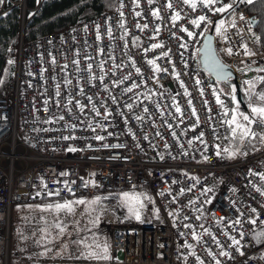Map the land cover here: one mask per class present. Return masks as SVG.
Here are the masks:
<instances>
[{"label": "built area", "instance_id": "built-area-1", "mask_svg": "<svg viewBox=\"0 0 264 264\" xmlns=\"http://www.w3.org/2000/svg\"><path fill=\"white\" fill-rule=\"evenodd\" d=\"M168 2L154 0L149 5L147 0H139V7H134L133 0H115L111 10L77 21L62 30L30 41H26L21 34L16 55L14 59H9L14 65L12 76L7 77L0 91V264H9L14 204L36 203L52 198L72 200L105 190L132 189L133 185L147 190L155 208L159 210L158 216L148 222H140L134 218L125 219L126 215L112 214L113 208H109L112 210L101 218L104 224H108L110 231L112 259L108 264H197V256L204 264H216V260L220 264H264V237L258 238V234L264 232V223H260L264 220V196L256 191L257 188L264 190V181L258 175L249 174V169L264 173V146L256 148L258 150L251 149L238 159L228 158L223 152L220 156L215 154V145L219 144L223 149L230 144L223 139L227 135L226 126L219 125L222 117L218 114L221 109L210 88V85H216L210 75L203 71L198 60L197 49L203 37L199 33L205 31V22L199 28L189 23L199 15H206L213 21L207 25V31L212 33L215 54L233 71L240 87L252 72H240L239 68L252 64V61L257 62L252 67L264 65L262 39L259 43L254 40L253 33L259 35L254 24L252 32L248 30V20L256 17L250 14V5L246 3L237 4L233 16L230 12L214 14L202 6L192 11L179 0H171L173 9H168ZM121 3L123 8L120 7ZM222 3L229 1L222 0ZM153 8L160 10L161 18L151 15ZM173 10L179 11L182 17L176 21L175 27L171 20ZM120 11L124 13L123 18ZM136 12H141V16H136ZM241 13L245 20L239 19ZM121 19L128 30V35L123 39H120L123 36V29L119 27ZM220 19L226 22L236 20L235 28L225 24L230 38L227 42L215 31V22ZM137 23H147L149 27L140 31L136 27ZM97 24L101 26L99 41L96 39ZM85 25L88 26L87 31L84 30ZM157 25L160 27L158 36L154 32ZM109 26L115 39H109L106 35ZM181 27L192 31L193 37L189 38L187 33L181 31ZM133 37L139 38L136 42L138 46H133ZM125 42L127 48L124 47ZM156 43L163 47L144 51ZM181 43L187 47L181 48ZM241 44H247L255 55L245 56ZM229 47L233 49L231 55L225 51ZM100 48L104 49L103 54L99 53ZM109 52L116 57V63L123 60L125 67L114 70L115 76L109 72L105 77L109 87L106 93L99 80L88 82L89 72L84 69L88 63H92V73L99 76L102 74L98 67L101 61H105V71L111 69L112 61L107 56ZM163 52H169V56H161ZM124 53L131 54L142 75H137L135 68L128 66ZM85 56H91L92 59L86 61ZM52 57H55V64L52 63ZM154 58H158L156 63L161 69L168 71L154 74L152 66L147 63V60ZM77 59L80 61V72L72 64ZM65 64L68 67L62 72L61 66ZM173 67L179 73V79L173 75ZM41 69H44L43 75ZM129 72L132 73L131 80L112 87L113 80ZM6 74L7 70L3 77ZM65 76L72 81L67 88L63 84ZM196 79L202 81L201 85L195 84ZM78 80L85 95L75 96V99L87 105L86 97L93 95L100 116L91 110V105H87L84 113L72 105L71 114L62 106L70 93L79 92L76 87ZM133 81L140 86L132 92L121 94L124 88L131 87ZM181 81L190 96L184 95ZM57 84H60V97L55 96ZM200 88L204 89L203 96L200 95ZM95 93H99V96L96 97ZM109 93L116 96L117 103L109 99ZM173 97L182 109L183 123H180L181 117L175 113ZM189 99L200 120V125L195 129L191 128L196 117L190 115ZM45 100L49 101L48 111L44 110ZM56 100L60 101V106L55 103ZM205 100L208 101L207 106L203 103ZM101 102L111 112L106 120ZM126 104H133V108L129 110ZM157 105L160 106L159 110ZM145 107L148 108L147 113L144 112ZM170 112L172 116L168 115ZM60 115L65 119L44 123ZM136 116H142L143 120H136ZM209 116L212 117L211 122H208ZM165 121L174 126L179 143L172 137ZM66 123L77 126L75 129L66 128ZM177 124L179 128H175ZM213 124L217 126L221 139L213 136ZM128 129H131L135 139ZM156 131H160L163 138L156 136ZM182 132L185 134L181 135ZM201 132L205 134L207 150L197 140H193L191 147L187 143ZM145 134L148 139H144ZM64 136H74L75 139L64 140ZM96 136H103L104 139L97 140ZM165 143L169 145L168 148H165ZM70 147L77 151H68ZM65 172L67 175H61ZM65 181L75 195L67 191ZM85 181H94L96 186L89 184L85 187ZM181 188L192 190L177 196ZM204 189L211 191L202 195ZM56 190L60 191L59 196L48 195V192ZM38 192L39 196L36 195ZM160 192H164V195H159ZM173 196H176L175 202ZM208 199L212 202L204 204ZM189 201H195V204L189 205ZM201 205L204 209L202 213L197 211ZM250 208H256L259 216L251 213ZM237 209L246 215L240 216ZM170 212L173 215H169ZM220 217L224 219L220 220ZM238 217L242 223L233 224ZM250 217L256 218L257 222L250 223ZM185 224L191 227L186 228ZM205 228L209 233L204 232ZM193 232L200 237L199 241L193 239ZM241 232L245 234L243 238ZM212 236L220 242L219 247L213 242ZM229 236L240 240L239 252L235 246L229 247ZM185 244L192 245V248L184 247ZM221 250L229 255L220 256ZM209 251L213 255H209ZM190 252L195 255H190Z\"/></svg>", "mask_w": 264, "mask_h": 264}, {"label": "snow or ice", "instance_id": "snow-or-ice-1", "mask_svg": "<svg viewBox=\"0 0 264 264\" xmlns=\"http://www.w3.org/2000/svg\"><path fill=\"white\" fill-rule=\"evenodd\" d=\"M4 0H0V3H3ZM148 4L151 5L153 4L154 0H147ZM180 3L188 5L192 11H196V9L198 7H203L205 9H208V11L215 13H231L233 16L235 15V6L237 4L240 3H246V4H253L254 0H230L229 3H222V0H179ZM133 4L134 7H139V0H133ZM217 5H220L219 7H217ZM123 3H121L120 7L123 8ZM166 7L168 9H173V4L171 3V0H169V2L167 3ZM119 11V9H118ZM136 16H141V12H136L135 13ZM151 15L157 19L161 18V14H160V10L158 8H153ZM120 16L123 18L124 13L122 11H120ZM181 15L179 11H175L173 10V13L171 15V20L173 22V26L175 27L176 21H179L181 19ZM239 19L240 20H245L244 15L241 13L239 15ZM204 23V27H205V31L199 33V35L201 36H206V31H207V25L208 24H212L213 21L210 20L206 15H199L197 16L195 19H192L189 21V23L197 28H199L201 26V23ZM228 23L229 27L235 28L236 27V20L233 19L230 22H226L224 19H220L219 21L215 22V31L216 34L218 36H220L224 41H229V36L227 35V28L225 27V24ZM256 21L254 19H249L248 20V24H249V32H252V25L255 24ZM100 25L97 24L96 25V39L99 41L101 40V33H100ZM119 27L121 29H123V36L120 37V39H123L124 36L128 35V30L127 28H125L124 25V21L123 19H121V21L119 22ZM136 27L140 30V31H144L145 29H147L149 27V25L147 23L141 25L140 23L136 24ZM84 30L87 31L88 30V26L85 25L84 26ZM75 31V30H73ZM181 31L187 33V36L189 38L193 37L194 33L192 31H189L188 28L186 27H181ZM155 35H159L160 32V27L159 25L156 26V28L154 29ZM106 35L109 37V39H115V37L113 36V30L112 27L109 26L107 28V33ZM237 35H239V33H237ZM173 36H175V33H173ZM253 37L254 40L259 43L261 41V36L256 35L255 33H253ZM154 38V37H153ZM133 46H138V44L136 43L138 41V37H133ZM211 38L210 37H206V46L205 48L202 49H197V53H203V60H204V64L206 68L211 69V72L215 75L216 77V81L217 84L223 82L225 84H227L229 82V80L231 79L232 73L227 69V65L222 64L215 56L214 52L211 50ZM124 47L127 48L128 44L127 42H125ZM163 47L162 44L156 43V44H152L150 48H146L144 49L145 52L150 51L151 49L154 48H160ZM181 48H186L187 45L185 43H181L180 44ZM241 48H243V54L245 56L251 57L253 55H255L254 52H252L249 48L247 44H241L240 45ZM99 53L103 54L104 53V49L100 48ZM225 51H227V53L229 55L232 54L233 49L231 47L227 48ZM77 55H79V52H77ZM125 56H127V60L129 62L130 67L135 68V73L137 75H142L141 74V69L139 67H136V61L133 59V57L131 56V54L129 53H124ZM182 55V54H181ZM108 56V60L112 61V68L109 69L108 71L104 70V64L105 61H101L98 64V67L100 69V72L102 73L101 75L97 76L95 74L92 73V68L93 65L92 63H88L87 64V68L84 69V71L89 72V76H88V82L91 83L93 80H99L100 82V86H102L104 92L108 93L109 92V87L108 84L105 83V77L109 74V72L112 73L113 76H115V71L114 70H118V69H122L125 67L124 61L121 60L120 63H116V57L112 55L111 52L107 53ZM161 56L163 57H168L169 56V52H163L161 53ZM84 59L87 60H91L92 57L91 56H85ZM156 59L158 58H154V59H149L147 60V63L149 65L152 66V71L153 73H157V72H167L168 69H161L160 66L156 63ZM9 64H12L13 61L9 60L8 61ZM52 63L55 64L56 60L55 57H52ZM243 63V62H242ZM256 61H252V64H245L244 67L239 68L238 71L240 72H256V73H264V65L258 66V67H252V65L256 64ZM72 64L76 66V71L80 72L81 68H80V61L77 60H73ZM68 65H62L61 66V71L64 72L67 69ZM44 69H41V75H43ZM29 75H31V73H29ZM173 75L175 76L176 79H179V73L175 72V68L173 67ZM132 78V73H128L127 75H124L122 78H117L115 80L112 81V87L115 88L120 84H123L124 81H129ZM53 79H55V77H53ZM3 81L0 80V83H2ZM143 82V81H142ZM202 81L199 79L195 80V84L197 86L201 85ZM63 84L65 86V88L68 87V85L72 84V81L70 79L67 78V76H65V79L63 81ZM181 87L184 88V95L185 96H190V93L188 92L187 88L184 87L183 81L180 82ZM243 85L244 87V92H245V96H247L248 99V103H247V108L249 109L248 112L245 111H241L240 110V104L241 101H239L237 99V88L236 85H232L231 86V90L229 92H225V90L223 88H218L216 86H212L210 85L211 91H212V95L215 97V102L217 105H219L220 109H221V113L218 114V116L222 117L221 119H219V125L220 126H226L225 131L227 132L226 136H223V139L227 140L229 142L230 145H234V147H225L223 149H221V146L219 144L215 145L217 151H216V155L220 156L221 153L223 152L224 155H226L228 158H234L237 154L240 155H247L248 153L246 151L243 150V147L241 146H248V145H252V150H258L255 148V145L253 144V141H257L264 146V90H258L257 89V85H264V75H257L251 79H246L243 81ZM31 86V85H29ZM140 85H138L136 82H132L131 83V87H126L122 90L123 94L124 92H132L133 89L138 88ZM76 87L79 88V92L76 93H70L69 94V98L68 100L62 105L66 111L71 114L73 112V107L72 105H74V107L76 109H79V111L81 113L85 112V108L87 107V105H91V110L93 112L96 113L97 116L101 115V112L99 110V108H97L96 103H94V96L93 95H89L86 97L87 99V105L86 104H82L81 101L79 99H75V96H84L85 95V91L83 87H80V83L79 80L77 81V85ZM93 87H96V85H93ZM200 95L203 96L204 95V89L200 88ZM96 97L99 96V93H95L94 94ZM139 95V94H137ZM153 95H155V93H153ZM221 95H225L227 97H230V101L231 104L233 105V107H229L225 104V101L221 99ZM55 96L56 97H60L61 96V91H60V84L56 85V91H55ZM149 98V97H146ZM253 98L255 99V103H253ZM109 99L112 100V102L115 104L117 103V99L116 96L111 95L109 93ZM173 101V106L175 107V113L178 114L181 119H180V123H183V112L182 109L179 105V103L176 102L175 97L172 98ZM99 102V101H97ZM55 103L60 106V101L56 100ZM204 105L207 106L208 105V101L205 100ZM48 104L49 101L45 100L44 101V105H45V111H48ZM101 107L104 108V112H103V117L106 120L110 115L111 112L108 111L106 105L104 103L101 102ZM125 107H127L129 110H131L133 108V104H126ZM157 109L159 110L160 106L157 105L156 106ZM188 107L191 109L190 115L191 116H195L196 117V121L195 123H193L191 125L192 129L197 128L200 125V120H199V116L196 112V109L192 106V100L189 99L188 100ZM209 112H211V109H208ZM144 112L147 113L148 112V108L145 107L144 108ZM121 115H123V113H121ZM161 115H163V112H161ZM168 115L172 116L173 114L170 112L168 113ZM173 118L175 119V116H173ZM55 119L58 120H64L65 117L63 115H60L58 117L55 118H50L46 121H44V123H52L54 122ZM136 120L140 121L143 120L142 116H136L135 117ZM212 121V117L209 116L208 117V122ZM125 123H127V120H125ZM167 128L169 130H171V135L174 139L177 140V143H179V138L177 136V133L174 129V126L170 123H167V121H165ZM77 125L76 124H72V123H66L65 127L66 128H72L75 129ZM179 124L175 125V128H179ZM89 127H91V122H89ZM153 127H155V125L153 124ZM256 129H260V131H257ZM45 131H47V129H45ZM129 133H131V129H128ZM212 133L213 136L216 139H221V135L218 132V128L215 124H213L212 126ZM185 133H181V135H184ZM109 135H111V133H109ZM133 135V138L135 139V135ZM156 136H160L162 137V133L160 131H156L155 133ZM204 132H201L199 134V136H195L193 137V139H190L187 141L188 145L191 147L193 144V140H197L199 141L200 144H202L205 148V150L208 149V144L205 142L204 140ZM62 139L64 140H68V139H75L74 136H64L62 137ZM95 139L97 140H103L104 137L103 136H96ZM144 139H148L147 134H145ZM165 148H168L169 145L167 143H165ZM114 147H120V145H114ZM137 147H139V145H137ZM181 147H183V145H181ZM68 151H77V149L75 148H68ZM185 155H187V152L184 153ZM163 158V157H161ZM175 158V157H174ZM205 160L208 159V157H204ZM249 174L250 175H258L260 177V179L262 181H264V173H256L253 172L251 169H249ZM61 175H67V173H62ZM193 179H195L193 177ZM198 182V181H197ZM65 188L67 189V191L69 193H72L73 195H75V193L73 192V189L68 185V182L65 181ZM72 183H75L74 181ZM173 183H176L175 181H173ZM89 184H91L93 187H95V182L94 181H85L84 182V186L88 187ZM193 187H195V185H193ZM192 189H183L181 188L179 190V192L177 193L178 195H183L185 193V191H191ZM169 192V194H171L170 190H167ZM211 191V189H204V192H202L201 194L203 195L206 192ZM232 191H235V189H233ZM257 192L260 193L261 196H264V190H262L261 188H257L256 189ZM159 195L163 196L164 192H160L158 193ZM37 196L40 195V193L38 192L36 194ZM49 196H59L60 195V191L56 190L55 192H48ZM110 196H113L114 198L118 199L119 207H123L127 210V215L125 217V219H130V218H135L136 220H140L141 219V212L142 210L146 207V202L148 203H152L154 204V201L152 200V198L146 193V192H139L136 191V186L133 185L132 186V190L130 191H122L118 194H111ZM109 197H101V196H96L94 198H92L91 200H86L83 198H79V199H74V200H64L62 203L61 202H57L55 204H48V205H37V209L41 212H46V211H52L55 213H63L65 215H73L75 213L76 210V206L79 205H83L85 206V213L91 214L93 212L97 213L90 221L89 224L92 225L93 228L97 227L100 223V219H101V214L106 212L107 209L103 206V201L104 200H108ZM176 200V196H173V202H175ZM212 201L211 199L205 200L204 204H210ZM195 204V201H189V205ZM31 207V206H30ZM203 205H201V208L197 209L198 212H203ZM237 211L240 213V216H244L246 215L245 212L241 211L240 209H237ZM249 211L251 213H256L257 216H259V213H257V209L256 208H250ZM153 212L157 213L159 212L158 209L153 208ZM84 213H82L83 215ZM169 215H173V213H169ZM41 219H43V217H41ZM197 219H200V216H197ZM220 220H223L224 217H220ZM219 222V221H217ZM249 222L252 224H255L256 218H249ZM76 223L78 224L79 222L76 221ZM233 224L239 225L242 223L241 219L238 217L236 218L233 222ZM260 223H264V220H261ZM54 227L56 229H58V233L57 235H63L65 233L66 230V225L62 224L59 220H57L54 224ZM184 227L186 228H190L191 225L185 224ZM203 227V226H201ZM76 234L77 236H79V232L80 230L77 228L76 230ZM88 231H91V229H88ZM41 232H46V229H41ZM205 233H209L208 229H204ZM226 236L228 235L227 232L224 233ZM244 233L241 232L240 236L241 238L244 237ZM193 239L199 241L200 237L193 232L192 233ZM92 237H93V245H89L85 239H77L75 241H73V243L82 245L84 247V249H86V251H82L80 253V257H83L85 259L88 260H96V261H108L110 259H112V257L109 254V245L107 243L104 244H100L96 241V234L93 232L92 233ZM259 237H264V232H261L258 234V238ZM43 239H46V237H42ZM229 239L231 240V245H229V247H236V251H240L239 249V244H240V240L236 239L235 237L229 236ZM212 240L213 242H215L217 244V246H220V242L216 239L215 236H212ZM39 243V241H38ZM65 249H67V245L64 246ZM184 247H187L189 249L192 248V245H188L185 244ZM45 253H41V255H44ZM59 254V253H58ZM209 255H213L211 251H209L208 253ZM190 255H195L194 252H190ZM220 256H228L229 253L221 250L219 252ZM241 255H243V253H241ZM77 257V258H80ZM213 259H215V257L213 256ZM197 260V264H204V262L200 259V257H196ZM216 264H220L219 260H216Z\"/></svg>", "mask_w": 264, "mask_h": 264}, {"label": "rangeland", "instance_id": "rangeland-1", "mask_svg": "<svg viewBox=\"0 0 264 264\" xmlns=\"http://www.w3.org/2000/svg\"><path fill=\"white\" fill-rule=\"evenodd\" d=\"M4 6L7 7V0L4 2ZM32 13L33 9H26L25 18H29ZM6 70L7 74L2 78L3 82L0 83V91L4 88L5 81L7 77H9V71L8 69H5V71ZM257 75H264V73H256L253 71L252 75L245 78V80L251 79ZM218 87L223 88L225 92H229L226 87L220 84H218ZM244 87V85L240 86V93L243 101V103L240 104V110L248 112L249 109L247 108V103L249 98L245 96ZM257 89L264 90V85H257ZM223 96L224 97L222 100H226L227 96ZM255 102L256 101L253 98V103ZM230 147H234V145H231ZM130 190L132 189L105 190L102 192H97L93 195L77 197L74 199L83 198L86 200H91L96 196L109 197L108 200L103 201V206H108V208H106V212L102 213L103 215L101 218L106 217V213H109L112 210L109 208H113L112 214L115 213L116 215L121 216L127 215V210L123 207H119L118 199L110 196V193L118 194L122 191ZM136 191L146 192L148 194L145 188H136ZM57 202L62 203L63 200L52 198L36 203L13 205L9 237V264H45L44 262H56L57 264H64L65 262L72 261H89L88 263L92 264H108L109 260L96 261L80 257V253L82 251H86V249H84L82 245L73 243V241L77 239H85L89 245H93L92 233L94 232L96 234V241L98 243H107L109 245V254L112 256L110 250V231L108 224H104L103 220L100 219L99 225L93 228L92 225L89 224V221L97 213H85V206L83 205L76 206V210L73 215H65L63 213H55L52 211L41 212L36 207L37 205L43 206L50 203L55 204ZM153 208H155L154 204L146 202V207L141 212V219L137 221L148 222L152 218L157 217L158 214L153 212ZM82 213L84 214L82 215ZM41 217H43V219H41ZM57 220L67 226L63 235H57L58 229L54 227V224ZM76 221L79 223L77 224ZM77 228L80 230L79 236H77L75 231ZM41 229H46V232H41ZM88 229H91V231H88ZM42 237H46V239H43ZM65 245H67V249H65ZM41 253L45 254L41 255Z\"/></svg>", "mask_w": 264, "mask_h": 264}, {"label": "trees", "instance_id": "trees-1", "mask_svg": "<svg viewBox=\"0 0 264 264\" xmlns=\"http://www.w3.org/2000/svg\"><path fill=\"white\" fill-rule=\"evenodd\" d=\"M21 1L7 0V7L4 6V2L0 3V80L5 69H8L9 77L12 76L14 65L9 64L8 61L10 58L14 59L16 55L21 34L26 41H30L62 30L77 21L107 12L115 6V0H25L23 14ZM26 9H33L29 18H25ZM249 12L258 20L255 29L261 36L264 46V0H257L251 4ZM214 83L218 87L217 82ZM219 84L231 90L230 86ZM223 97L221 95V99ZM224 101L227 106L233 107L230 97ZM256 130L260 131V129ZM253 143L255 148L262 146L258 140ZM251 147L252 145L243 146L248 152Z\"/></svg>", "mask_w": 264, "mask_h": 264}, {"label": "water", "instance_id": "water-1", "mask_svg": "<svg viewBox=\"0 0 264 264\" xmlns=\"http://www.w3.org/2000/svg\"><path fill=\"white\" fill-rule=\"evenodd\" d=\"M21 3H22V13L24 14V11H25V0H22ZM252 19H254V20L256 21V23L254 24V25L256 26V24H257V22H258L257 18H252ZM206 37H210V38H211V45H210V47H211V50H212V51L214 52V54H215V49H214V45H213V36H212L211 31H207V32H206V36H203V37H202V39H201V43H200V46H199L198 49L205 48V46H206ZM215 56H216V54H215ZM216 58L218 59L217 56H216ZM198 60H199V62H200V65H201V68L203 69V71H205L207 74H209V75H210V78H211L213 81H216V77H215V75L211 72V69L205 67L204 60H203V53H202V52L198 54ZM218 60H219V59H218ZM219 61H220V60H219ZM220 62H221V61H220ZM221 63H222V62H221ZM222 64H224V63H222ZM224 65H225V64H224ZM226 70H228V71H230V72L232 73L231 79L229 80V82H228L227 84H225V83H223V82H221V83H223V84H225V85H227V86H230V85H231V86H232V85H236V88H237V93H236V94H237V96H238V100L241 101V103H243V101H242V97H241V93H240V87H239L238 83L236 82L235 75H234L233 71H232L229 67H227ZM216 82H217V81H216Z\"/></svg>", "mask_w": 264, "mask_h": 264}, {"label": "crops", "instance_id": "crops-1", "mask_svg": "<svg viewBox=\"0 0 264 264\" xmlns=\"http://www.w3.org/2000/svg\"><path fill=\"white\" fill-rule=\"evenodd\" d=\"M231 145H229L230 147ZM243 147V146H242ZM244 151H246L248 153V150H246L245 148H243ZM244 155H240V154H237L233 159H238L240 157H242ZM89 261H79V262H65L64 264H92V263H88ZM91 262V261H90ZM45 264H57L56 262H44Z\"/></svg>", "mask_w": 264, "mask_h": 264}, {"label": "bare ground", "instance_id": "bare-ground-1", "mask_svg": "<svg viewBox=\"0 0 264 264\" xmlns=\"http://www.w3.org/2000/svg\"><path fill=\"white\" fill-rule=\"evenodd\" d=\"M24 27V26H23ZM14 57V56H13Z\"/></svg>", "mask_w": 264, "mask_h": 264}]
</instances>
